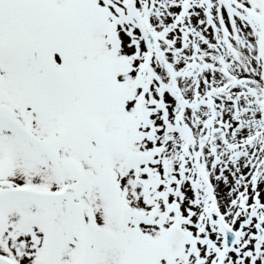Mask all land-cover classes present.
<instances>
[{
	"label": "snow or ice",
	"instance_id": "6c2138e0",
	"mask_svg": "<svg viewBox=\"0 0 264 264\" xmlns=\"http://www.w3.org/2000/svg\"><path fill=\"white\" fill-rule=\"evenodd\" d=\"M0 264H264V0H0Z\"/></svg>",
	"mask_w": 264,
	"mask_h": 264
}]
</instances>
